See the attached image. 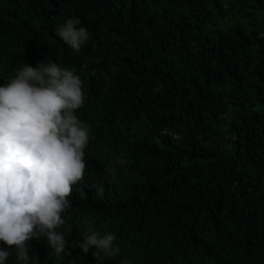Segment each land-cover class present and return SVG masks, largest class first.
Segmentation results:
<instances>
[{
	"label": "trees",
	"instance_id": "obj_1",
	"mask_svg": "<svg viewBox=\"0 0 264 264\" xmlns=\"http://www.w3.org/2000/svg\"><path fill=\"white\" fill-rule=\"evenodd\" d=\"M43 61L81 77L90 134L57 231L89 221L120 253L41 236L29 264H264V0H0V86Z\"/></svg>",
	"mask_w": 264,
	"mask_h": 264
},
{
	"label": "clouds",
	"instance_id": "obj_2",
	"mask_svg": "<svg viewBox=\"0 0 264 264\" xmlns=\"http://www.w3.org/2000/svg\"><path fill=\"white\" fill-rule=\"evenodd\" d=\"M69 18L57 34L79 53L89 32ZM81 77L56 62L28 63L0 86V264L16 249L17 261L29 264L28 241L41 236L59 255L66 245L79 247L97 261L120 253L114 233L101 234L85 221L79 242L69 244L62 213L72 207V186L84 179V149L89 129L75 114L85 103ZM70 254V253H68ZM121 264H130L125 258Z\"/></svg>",
	"mask_w": 264,
	"mask_h": 264
}]
</instances>
